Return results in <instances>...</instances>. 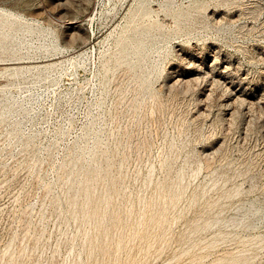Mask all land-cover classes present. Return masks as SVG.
Instances as JSON below:
<instances>
[{
  "label": "rangeland",
  "instance_id": "obj_1",
  "mask_svg": "<svg viewBox=\"0 0 264 264\" xmlns=\"http://www.w3.org/2000/svg\"><path fill=\"white\" fill-rule=\"evenodd\" d=\"M0 264H264V0H0Z\"/></svg>",
  "mask_w": 264,
  "mask_h": 264
}]
</instances>
